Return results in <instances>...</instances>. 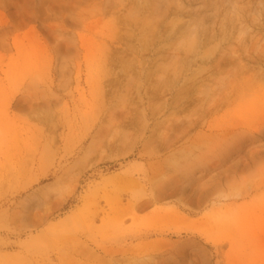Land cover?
<instances>
[{"label": "rangeland", "instance_id": "rangeland-1", "mask_svg": "<svg viewBox=\"0 0 264 264\" xmlns=\"http://www.w3.org/2000/svg\"><path fill=\"white\" fill-rule=\"evenodd\" d=\"M0 264H264V0H0Z\"/></svg>", "mask_w": 264, "mask_h": 264}, {"label": "bare ground", "instance_id": "bare-ground-1", "mask_svg": "<svg viewBox=\"0 0 264 264\" xmlns=\"http://www.w3.org/2000/svg\"><path fill=\"white\" fill-rule=\"evenodd\" d=\"M216 105V104H215ZM212 106H214V105H212ZM216 107V106H215ZM213 108V107H212ZM157 197H159V196H157ZM153 203V202H152Z\"/></svg>", "mask_w": 264, "mask_h": 264}]
</instances>
